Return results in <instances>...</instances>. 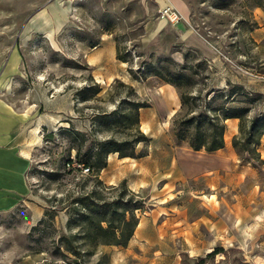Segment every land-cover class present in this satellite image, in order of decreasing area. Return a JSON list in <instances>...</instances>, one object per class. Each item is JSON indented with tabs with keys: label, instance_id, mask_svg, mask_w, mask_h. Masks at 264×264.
Here are the masks:
<instances>
[{
	"label": "rangeland",
	"instance_id": "374dc122",
	"mask_svg": "<svg viewBox=\"0 0 264 264\" xmlns=\"http://www.w3.org/2000/svg\"><path fill=\"white\" fill-rule=\"evenodd\" d=\"M50 1L55 0H0V101L26 119L19 137L27 139L21 147L30 151L24 189L6 188L0 173V264H72L74 259L80 264H148L141 246L128 242L101 244L89 254L77 226L66 225L72 207L79 206L75 198L90 191L104 200L122 190L124 199L133 194L143 203L134 210L136 217L148 209V180L131 189L119 178L135 173L123 170L127 164L120 169L110 165L94 176L74 168L75 162L66 163L75 155L72 145L82 142L81 152L94 150L110 138L128 140L139 156L178 157L182 175L173 179V197L184 201L193 218L206 209L199 202L204 199L227 223L208 251L219 247L214 255L192 254L184 238H166L162 247L170 252L154 264H264V137L257 147L262 162L232 145L238 119L225 121L223 147L193 150L173 134L180 110L176 87L155 75H139L150 62L181 64L185 54L188 63L205 59L207 66L193 74L194 92L240 83L260 93L250 114L264 111V0H182L188 12L179 11L178 21L162 15L154 0H56L54 17L66 11V18L55 33L25 28L27 16ZM181 24L195 42L181 40ZM117 42L127 61L110 54L109 43L116 49ZM98 46L103 52L94 60ZM133 101L147 104L137 119ZM60 126L81 134L60 133ZM141 135L145 139L135 143ZM61 234L78 254L59 245Z\"/></svg>",
	"mask_w": 264,
	"mask_h": 264
},
{
	"label": "trees",
	"instance_id": "16d2710c",
	"mask_svg": "<svg viewBox=\"0 0 264 264\" xmlns=\"http://www.w3.org/2000/svg\"><path fill=\"white\" fill-rule=\"evenodd\" d=\"M118 42L116 43V57L127 61L125 55L120 53ZM185 62L178 64L172 59H165L166 62L148 63L142 67L139 74L142 77L155 75L163 81L176 87L180 97V110L173 118V134L178 140L187 141L193 150L203 149L207 152L215 151L224 145L225 121L229 118L238 119V132L232 138V145L239 154L246 152L248 156L258 159L260 153L257 150L261 137H264V111L250 114L253 104L260 97V93L247 90L240 83L226 82V86L201 89L194 92L193 87L197 84L194 78L198 67L207 66V60L201 59L197 62L188 63L187 54ZM96 88L94 91H97ZM135 117L137 119L139 108L147 106L144 102L133 101ZM60 133L67 135L81 134L72 126L58 127ZM141 135L134 139L135 143L144 140ZM82 142L75 149L74 157H68L66 163L69 165L75 162L76 169L87 168L90 175L97 176L105 167L107 155L110 152H118L120 156L137 157L134 146L128 140H116L113 138L99 142L96 149L85 148L81 152ZM94 191H90L92 193ZM84 194L75 198L78 207H72L67 218L68 228L77 226V236L85 244L90 246L89 254H92L96 247L101 244L125 245L133 234L138 217L134 210L143 206V203L130 194L126 199L119 196L112 200H104L99 196ZM59 245L69 250L72 254H78L73 249L71 239L65 234L58 238ZM59 246V247H60ZM219 247L213 248L207 253L212 256L217 253ZM72 264H80L74 259Z\"/></svg>",
	"mask_w": 264,
	"mask_h": 264
},
{
	"label": "crops",
	"instance_id": "0c3cea01",
	"mask_svg": "<svg viewBox=\"0 0 264 264\" xmlns=\"http://www.w3.org/2000/svg\"><path fill=\"white\" fill-rule=\"evenodd\" d=\"M157 7H164L167 4L173 5L178 11L186 15L187 5L182 0H154ZM58 2L50 1L45 7L31 12L25 19V28L37 32L50 31L55 33L64 23L66 11H57L53 15L52 8L57 10ZM41 24L45 27L41 28ZM179 36L185 42H195L196 38L191 30L184 24L178 25ZM110 54L115 55L116 49L109 43ZM103 52L101 46L95 48L93 52L94 60ZM171 89L172 85L168 84ZM165 89V87L163 86ZM6 106V107H5ZM8 105L0 101V173L3 175V182L6 188L24 189V172L28 165L29 149L21 147V141H26L19 137V125L26 119H19L8 109ZM146 108V107H145ZM142 109V108H141ZM139 113L142 116V111ZM228 120H236L229 118ZM39 127L41 123L39 122ZM35 124L31 128V133L36 135L38 128ZM125 163L124 171L130 172L135 169L131 176H120L125 178L131 189L144 187V182L148 180L150 190L149 197L151 203L147 210L138 217L133 234L128 240V246H141L143 250V260L148 264H154L168 255L170 250L162 247V239L184 238L188 243L189 251L192 254H203L208 252L218 240L219 234L227 231V223L222 218L217 217L215 206L208 207L204 199H200L201 206H206L202 214L193 218L189 216L188 209L181 199H175L173 189L175 188L176 176L182 175L181 160L174 155H166L159 158L152 155V152L142 156L120 157L117 152H110L107 155V162L104 170L110 165L115 169ZM161 165H163L161 167ZM167 165V166H166ZM118 178V177H117ZM110 181V180H109ZM111 182V181H110ZM179 194V193H178ZM180 196V194H179ZM205 238L210 240L206 241ZM137 245V246H138ZM190 253V254H191ZM149 255V256H146ZM144 261V262H145ZM168 264V263H167Z\"/></svg>",
	"mask_w": 264,
	"mask_h": 264
},
{
	"label": "built area",
	"instance_id": "2783aa9c",
	"mask_svg": "<svg viewBox=\"0 0 264 264\" xmlns=\"http://www.w3.org/2000/svg\"><path fill=\"white\" fill-rule=\"evenodd\" d=\"M162 15L166 16L171 21H178L181 17L180 12L171 4H167L160 9ZM87 170V168H84Z\"/></svg>",
	"mask_w": 264,
	"mask_h": 264
}]
</instances>
